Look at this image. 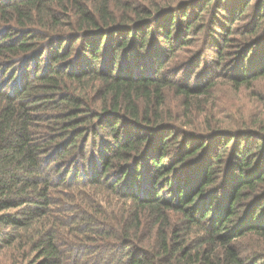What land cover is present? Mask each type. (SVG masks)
Instances as JSON below:
<instances>
[{"label":"trees","instance_id":"trees-1","mask_svg":"<svg viewBox=\"0 0 264 264\" xmlns=\"http://www.w3.org/2000/svg\"><path fill=\"white\" fill-rule=\"evenodd\" d=\"M0 264H264V0H0Z\"/></svg>","mask_w":264,"mask_h":264},{"label":"rangeland","instance_id":"rangeland-1","mask_svg":"<svg viewBox=\"0 0 264 264\" xmlns=\"http://www.w3.org/2000/svg\"><path fill=\"white\" fill-rule=\"evenodd\" d=\"M214 58H215V55H214L212 50L209 49V50L205 51L204 56L200 60V66L198 69L201 71L205 68L209 69V67H211L213 65ZM205 63H207V66H204ZM210 70H212L214 72L213 69H210ZM215 71L218 73V70H215ZM229 104L230 103H227L225 105V111L224 112L227 116L232 117L233 116L232 112L234 111L236 105L233 106V105H229Z\"/></svg>","mask_w":264,"mask_h":264}]
</instances>
